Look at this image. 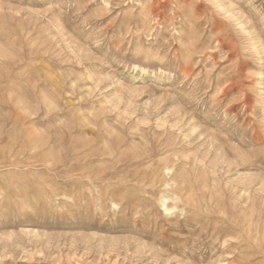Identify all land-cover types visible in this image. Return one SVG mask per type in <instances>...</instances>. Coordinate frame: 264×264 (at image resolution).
I'll use <instances>...</instances> for the list:
<instances>
[{
  "label": "rangeland",
  "instance_id": "1",
  "mask_svg": "<svg viewBox=\"0 0 264 264\" xmlns=\"http://www.w3.org/2000/svg\"><path fill=\"white\" fill-rule=\"evenodd\" d=\"M0 264H264V0H0Z\"/></svg>",
  "mask_w": 264,
  "mask_h": 264
}]
</instances>
